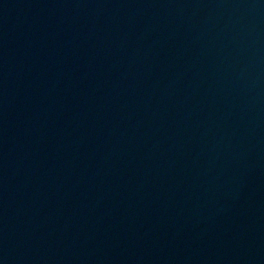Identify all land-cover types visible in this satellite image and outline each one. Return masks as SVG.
I'll list each match as a JSON object with an SVG mask.
<instances>
[{
    "label": "water",
    "instance_id": "1",
    "mask_svg": "<svg viewBox=\"0 0 264 264\" xmlns=\"http://www.w3.org/2000/svg\"><path fill=\"white\" fill-rule=\"evenodd\" d=\"M0 264H264V0H0Z\"/></svg>",
    "mask_w": 264,
    "mask_h": 264
}]
</instances>
